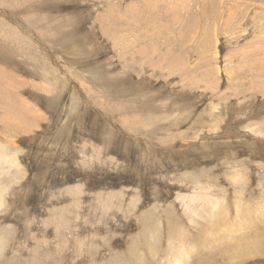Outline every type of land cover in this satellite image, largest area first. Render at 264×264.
Returning a JSON list of instances; mask_svg holds the SVG:
<instances>
[{
  "label": "rangeland",
  "instance_id": "1",
  "mask_svg": "<svg viewBox=\"0 0 264 264\" xmlns=\"http://www.w3.org/2000/svg\"><path fill=\"white\" fill-rule=\"evenodd\" d=\"M33 115L0 264H264V0H0V127Z\"/></svg>",
  "mask_w": 264,
  "mask_h": 264
},
{
  "label": "crops",
  "instance_id": "2",
  "mask_svg": "<svg viewBox=\"0 0 264 264\" xmlns=\"http://www.w3.org/2000/svg\"><path fill=\"white\" fill-rule=\"evenodd\" d=\"M36 110L37 108L35 107L34 111ZM18 116L14 118H9L8 127H6L5 125H3V128L0 127V140L2 139L3 142L22 143L26 142V138L27 141H30L32 139L30 135L36 131L34 130V126L36 123L35 115H33V123H29V125H27L26 120L23 122ZM4 119L5 118H2L1 120L5 122ZM30 120L31 117L29 118V121ZM38 123L40 124V122Z\"/></svg>",
  "mask_w": 264,
  "mask_h": 264
},
{
  "label": "bare ground",
  "instance_id": "3",
  "mask_svg": "<svg viewBox=\"0 0 264 264\" xmlns=\"http://www.w3.org/2000/svg\"><path fill=\"white\" fill-rule=\"evenodd\" d=\"M130 9V8H129ZM131 10V9H130ZM9 160V159H8ZM10 161V160H9ZM171 232V231H170Z\"/></svg>",
  "mask_w": 264,
  "mask_h": 264
}]
</instances>
